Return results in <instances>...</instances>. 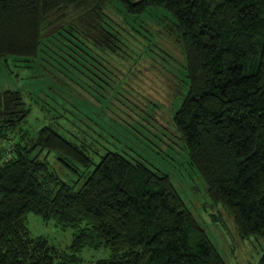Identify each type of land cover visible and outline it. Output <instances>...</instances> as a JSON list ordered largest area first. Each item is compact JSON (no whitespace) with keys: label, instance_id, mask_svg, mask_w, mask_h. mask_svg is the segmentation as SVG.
Returning a JSON list of instances; mask_svg holds the SVG:
<instances>
[{"label":"trees","instance_id":"16d2710c","mask_svg":"<svg viewBox=\"0 0 264 264\" xmlns=\"http://www.w3.org/2000/svg\"><path fill=\"white\" fill-rule=\"evenodd\" d=\"M112 1L126 16L151 11L172 36L182 53V97L161 123L182 140L236 232L264 240V0H0L4 63L41 54L67 66L73 52H87L86 39L114 50L120 31L103 9ZM69 7L85 25L49 31L50 16ZM49 34L69 39L66 55L48 45ZM29 111L19 84L0 86V136L19 132L0 161V264H231L180 193L178 176L103 143L99 151L50 122L20 129ZM50 156L74 171L70 179ZM29 210L70 225L67 248L30 233ZM86 243L111 252L84 259ZM255 262L264 264V247Z\"/></svg>","mask_w":264,"mask_h":264},{"label":"rangeland","instance_id":"374dc122","mask_svg":"<svg viewBox=\"0 0 264 264\" xmlns=\"http://www.w3.org/2000/svg\"><path fill=\"white\" fill-rule=\"evenodd\" d=\"M114 2L103 7L104 18L120 31L121 40L114 50L99 49L86 39L87 52H73L67 66L53 56L42 61L45 57L41 54L32 60L9 55L7 65L0 55V86L19 84L30 105L18 127L33 130L50 122L66 136L87 139L99 151L103 147L98 145L103 143L169 170L174 178V174L178 176V189L195 215L219 236L231 264H256L264 240L257 235L242 238L236 232L221 206L211 202L202 178L187 161L182 140L161 123H168L169 114L182 97L181 51L151 11L126 16ZM74 12L76 8L70 7L55 11L48 30L75 22L85 25ZM47 39L60 55L70 50L67 42L71 43L65 37L49 34ZM18 133L9 131L0 136V161L10 154L9 145ZM94 149L89 151L98 158ZM50 158L60 174L70 179L74 171L58 158ZM26 223L30 233L45 235L59 249L67 248L73 235L70 225H60L32 210L26 213ZM110 252L108 246L88 243L78 251L84 259Z\"/></svg>","mask_w":264,"mask_h":264}]
</instances>
